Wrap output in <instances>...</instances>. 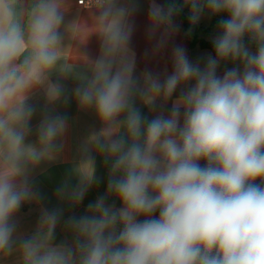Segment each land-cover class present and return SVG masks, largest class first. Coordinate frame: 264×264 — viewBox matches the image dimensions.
Masks as SVG:
<instances>
[{"label": "clouds", "instance_id": "9594fccd", "mask_svg": "<svg viewBox=\"0 0 264 264\" xmlns=\"http://www.w3.org/2000/svg\"><path fill=\"white\" fill-rule=\"evenodd\" d=\"M148 2V37L159 32V51L178 31L174 17L182 8L175 0ZM64 3L0 0V258L17 253L19 264H264V0H183L192 25L205 11L228 18L218 23L215 55L204 67L176 45L173 70L163 79L151 71L137 77L134 61L112 58L130 44L135 0H98L108 58L95 61L90 76H77L74 95L82 108L95 110L101 127L82 146L77 185L69 190L63 184L57 196L79 204L99 183L93 151L110 166L107 194L66 221L71 244L52 243L62 209H42L34 233L16 235L22 205L41 198L31 173L57 158L68 127L66 116L45 115L36 142H26L34 93L42 90L49 104L64 94L51 80L60 62ZM225 61L240 66L218 76ZM60 74L72 70L63 66ZM178 88L168 115L149 119L136 106L139 98L155 110L157 100H169ZM108 195L121 206L109 205Z\"/></svg>", "mask_w": 264, "mask_h": 264}, {"label": "crops", "instance_id": "0c3cea01", "mask_svg": "<svg viewBox=\"0 0 264 264\" xmlns=\"http://www.w3.org/2000/svg\"><path fill=\"white\" fill-rule=\"evenodd\" d=\"M126 3L127 0H120ZM158 3L165 4L164 0H157ZM137 11L130 18L134 25L131 41L127 50H121L116 53L113 59L117 63L121 60H131L135 64L134 75L139 77L145 71L159 73L161 79L166 74L172 72V49L176 45H182L187 52L189 59L193 63H199L204 67L206 59L213 53L209 50L202 49L199 45H191V41L185 32L183 24L174 18V24L178 26L176 31L168 40L166 46L159 51H155V45L159 39V32L156 37L149 38V22H148V0H135ZM187 9L190 8L187 6ZM64 24L61 27L62 45L60 48V62L57 69L53 71L51 80L59 81L64 87L63 97L55 104H49L42 90H37L29 103L35 107V113L30 122V133L26 138V142L35 143L37 140L38 127L45 115H63L67 117V130L60 142L63 144L61 152L57 158L51 161L42 162L31 173V183L33 189L40 195V199L32 202H25L15 216L17 223L16 235L18 237H28L32 235L38 224V220L42 209H62L63 215L55 229V239L53 244L73 242V234L68 229L66 221L70 217H80L86 214L89 203L95 202L100 196L107 194V181L109 175V165L105 164L103 156L95 151L92 155L95 158V176L99 183H94L87 191L84 199L79 204H73L68 199L61 200L57 196V189L67 183L69 190L74 188L78 183V177L75 169L79 166L82 157V146L87 141L90 134L98 131L101 123L92 108H82L75 95L74 89L80 85L81 81L78 75L92 74L94 62L106 57L105 41L102 35V26L99 22V8L83 9L77 5L76 0H65L63 5ZM209 13L205 11L199 22L200 26L209 25L203 23L204 16ZM211 15V14H210ZM26 19V17H25ZM220 34L219 30H215L208 36H201L208 41ZM246 36L244 43L246 45ZM252 52L256 51V45L250 48ZM66 66L72 70V74L62 77L60 68ZM239 61L235 64L231 61L221 62L217 69V75L223 76L227 69L239 67ZM191 85L181 86L185 89ZM181 88H178L173 96L167 100H157L155 110H151L145 106L139 98L136 99V106L149 119L154 118L161 111L168 115L173 101L180 95ZM204 166L205 161H200ZM107 203L119 208L120 201L114 196H107ZM158 216V213L155 214ZM140 219H143L141 217ZM14 247H18L14 245ZM0 264H19V256L17 253L0 258Z\"/></svg>", "mask_w": 264, "mask_h": 264}, {"label": "trees", "instance_id": "16d2710c", "mask_svg": "<svg viewBox=\"0 0 264 264\" xmlns=\"http://www.w3.org/2000/svg\"><path fill=\"white\" fill-rule=\"evenodd\" d=\"M164 1L165 4L168 2V0ZM175 2L178 6L182 8V11H180L179 14L176 15L174 18H178V20L183 24L185 32L187 33V36L191 41V45H199L202 49L209 50L213 53V55H215L212 41H208L201 36L205 37L210 35L215 30H219L218 23L220 20H222L223 16H221L220 14H218L219 16L216 15L215 18L211 21V23L206 27L200 26L198 24L192 25L189 21V16L186 13L187 6L183 5V0H175ZM245 42L246 46H248L249 48H253L255 45L249 40L247 36ZM257 183H259V181H257Z\"/></svg>", "mask_w": 264, "mask_h": 264}, {"label": "built area", "instance_id": "2783aa9c", "mask_svg": "<svg viewBox=\"0 0 264 264\" xmlns=\"http://www.w3.org/2000/svg\"><path fill=\"white\" fill-rule=\"evenodd\" d=\"M77 5L83 9L99 8L98 0H76Z\"/></svg>", "mask_w": 264, "mask_h": 264}, {"label": "rangeland", "instance_id": "374dc122", "mask_svg": "<svg viewBox=\"0 0 264 264\" xmlns=\"http://www.w3.org/2000/svg\"><path fill=\"white\" fill-rule=\"evenodd\" d=\"M186 13H187V15L189 16V15H190V10L186 9ZM217 15H218V14H217ZM220 15L223 16L222 19H227V15H225L224 13H221ZM215 16H216V15H210V14H208V15L204 16V19L202 20V22H203V23H206V24H208V23L210 24L211 21L215 18ZM218 16H219V15H218Z\"/></svg>", "mask_w": 264, "mask_h": 264}]
</instances>
